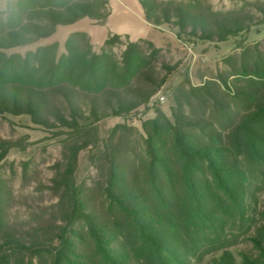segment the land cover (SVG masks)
Here are the masks:
<instances>
[{
    "label": "rangeland",
    "instance_id": "rangeland-1",
    "mask_svg": "<svg viewBox=\"0 0 264 264\" xmlns=\"http://www.w3.org/2000/svg\"><path fill=\"white\" fill-rule=\"evenodd\" d=\"M12 1L0 0V18L6 20ZM155 1L200 16L203 25L199 30L192 22L180 27L176 19L151 24L139 0H109L105 19L58 26L37 43L1 51L0 79L34 87L55 81L52 55L67 53L71 34H77L78 60H88L89 41L90 51L101 59L98 84L88 83L91 74L83 75L85 89H80L75 114L63 104L77 120V129L0 111V245L7 232L30 247H4L0 264H107L88 235L89 215L122 264H209L225 249L237 261L241 250L257 256L249 238L264 236V147L251 149L257 142L245 127L264 141V0ZM235 22L244 29L225 35ZM114 35L119 40L107 44ZM130 42L137 47L131 52L134 65L127 68L124 52ZM54 45L56 49H48ZM85 58L79 66L87 65ZM96 86L105 90L98 93ZM87 93L99 94L95 112ZM116 93L126 104L150 95L137 108L114 116ZM179 126L194 149L221 148L225 161L241 159L244 177L230 178V183L242 181L237 202L228 201L218 177L202 161L195 168L186 166L175 140ZM82 143L87 145L66 174L69 147ZM111 179L124 209L107 194ZM64 181L73 193L66 191ZM188 182L209 196L204 204L213 210L206 224L191 219L196 201L187 191ZM73 195L81 211L75 210ZM174 230L179 241L169 235ZM161 237L163 248L153 253L145 241ZM178 245L182 250L175 258Z\"/></svg>",
    "mask_w": 264,
    "mask_h": 264
},
{
    "label": "trees",
    "instance_id": "trees-1",
    "mask_svg": "<svg viewBox=\"0 0 264 264\" xmlns=\"http://www.w3.org/2000/svg\"><path fill=\"white\" fill-rule=\"evenodd\" d=\"M141 3V8L145 19L155 25H160L164 23H171L172 19H176L177 26L186 27L188 22L194 24V30H199L200 26L203 25L202 17L191 16L186 13L181 7H164L160 6L155 0H139ZM109 0H15L10 3L7 7V17L6 20L0 18V53L1 51H10L12 49L29 46L38 41L52 36L58 26L75 24L84 18H90L95 20H102L109 16L110 12L108 9ZM182 22V23H181ZM184 25V26H183ZM202 28V27H201ZM203 29V28H202ZM201 29V30H202ZM244 29L242 23H234L233 28H228L225 35L232 34ZM77 34H71L66 41V54H61L60 57L57 55H52L51 67L53 68V75L55 76V81H52L50 85L44 87H34V86H24L20 83L8 84L0 79V111L9 112L13 114H28L31 116L33 122L42 124L45 126H50V119L58 122L62 126H67V128L77 129L79 127L77 120L74 116H68L66 114V109L72 111L75 114V107L77 106L76 101L78 96H80V89H85L82 86L84 81V74H91L93 78L88 81V83H97L96 72L97 65L100 63L101 55L93 54L90 49L92 44L90 41L87 44L88 53L87 58H85L84 65H80V60L77 59V51L74 50V36ZM82 36L86 37L85 33H81ZM87 38V37H86ZM88 39V38H87ZM119 36L114 35L112 38L106 41L108 44H112L114 41H118ZM137 47V43L130 42L127 51L124 52V60L127 68L134 65V60L131 57V52ZM48 47H44L41 50H47ZM56 49L57 45L52 48ZM83 69V70H82ZM97 70V71H96ZM53 79V80H54ZM90 90V89H89ZM103 88H98L96 86L95 91L101 93ZM112 90V89H110ZM85 97L95 108L93 111L97 110L98 107V95L91 97L92 94H86ZM84 95V96H86ZM89 95V96H88ZM115 102L118 103L119 109L114 112V116H120L123 112H129L134 108H137L144 102H146L149 95L141 99V101L134 100V102L126 104L124 98L121 94H114ZM65 105V108L63 106ZM111 107L113 106L110 104ZM109 105V106H110ZM106 112L103 111V115L106 116ZM102 115V117H103ZM53 125V123H52ZM175 140L177 142V147L180 151L181 157L184 159L186 166L188 168H195L198 166V162L202 161V165L206 164L208 170H210L213 175H215L219 181V186L223 190L224 196L231 201L237 202L236 192H239V187L241 182L230 183V178L232 176L244 177L245 173L242 170L241 159L235 158L231 162L225 161L221 156V148H211L207 151L203 149H194L185 135L181 126L174 128ZM245 131L248 136L253 140L256 145H252L251 149L264 147V141L256 139L255 130L249 125H246ZM255 140V141H254ZM1 143H5L1 141ZM87 143L77 144L73 147H69L70 155L66 156L68 171L66 174L71 173L73 168V163L77 160V155L81 149H83ZM150 156L153 160H156V154L153 147H150ZM114 180H110V185L107 187V194L109 195L111 201L124 209V203L118 197H116L112 188ZM188 190L193 197H195V205L192 213L191 219L198 222V224L207 223L205 220L208 215L211 214L213 209L208 210L204 204L208 194L204 192L200 187H197L191 182L187 183ZM64 187L68 193H71L74 188L69 182L64 181ZM73 193V192H72ZM75 201L76 209L81 211V202L73 195ZM161 201V200H160ZM162 202V201H161ZM218 202L213 205L215 208H220ZM239 204V203H238ZM240 205V204H239ZM88 221V235L93 240L97 251L101 253L102 257L105 259L107 264H122L121 258L112 256V251L108 248L106 238L104 233L101 232L98 224L94 222V219L89 215L87 216ZM264 228V227H263ZM174 232V233H173ZM169 233L172 240L179 241V236L174 230ZM143 235V233H142ZM66 249H71L72 243L67 241L63 234H60ZM156 237V236H154ZM2 239L4 243L0 245V250L6 246L21 249H30L27 246H21L17 238L13 235L5 232ZM255 249L258 251L257 256L253 255L247 251H239L238 255L241 260L237 261V256L231 250H222L213 259L210 260L209 264H264V236L263 234H254L249 238ZM150 245L153 253L158 254L159 245L163 242L162 237L160 241L153 242L152 238H147L145 241ZM164 243V242H163ZM70 246V247H69ZM180 245L175 247L174 256L175 258L179 255ZM6 250V249H5ZM169 260V259H168ZM8 264V261L6 262ZM162 263V262H161ZM55 264H58L57 261Z\"/></svg>",
    "mask_w": 264,
    "mask_h": 264
},
{
    "label": "built area",
    "instance_id": "built-area-1",
    "mask_svg": "<svg viewBox=\"0 0 264 264\" xmlns=\"http://www.w3.org/2000/svg\"><path fill=\"white\" fill-rule=\"evenodd\" d=\"M165 97L164 96H161L159 99L162 101Z\"/></svg>",
    "mask_w": 264,
    "mask_h": 264
}]
</instances>
